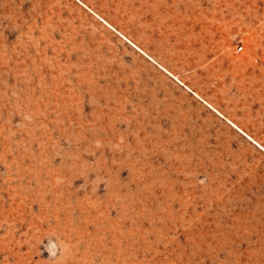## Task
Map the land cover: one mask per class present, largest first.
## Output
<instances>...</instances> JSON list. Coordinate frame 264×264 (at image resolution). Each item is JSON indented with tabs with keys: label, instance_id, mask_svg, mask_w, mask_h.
<instances>
[{
	"label": "rangeland",
	"instance_id": "obj_1",
	"mask_svg": "<svg viewBox=\"0 0 264 264\" xmlns=\"http://www.w3.org/2000/svg\"><path fill=\"white\" fill-rule=\"evenodd\" d=\"M260 144L264 0H0V264H264Z\"/></svg>",
	"mask_w": 264,
	"mask_h": 264
},
{
	"label": "built area",
	"instance_id": "obj_2",
	"mask_svg": "<svg viewBox=\"0 0 264 264\" xmlns=\"http://www.w3.org/2000/svg\"><path fill=\"white\" fill-rule=\"evenodd\" d=\"M244 48L243 44L238 45V50H242Z\"/></svg>",
	"mask_w": 264,
	"mask_h": 264
},
{
	"label": "bare ground",
	"instance_id": "obj_3",
	"mask_svg": "<svg viewBox=\"0 0 264 264\" xmlns=\"http://www.w3.org/2000/svg\"><path fill=\"white\" fill-rule=\"evenodd\" d=\"M235 125H236V124H235ZM260 146L264 148V146H262L261 144H260Z\"/></svg>",
	"mask_w": 264,
	"mask_h": 264
}]
</instances>
